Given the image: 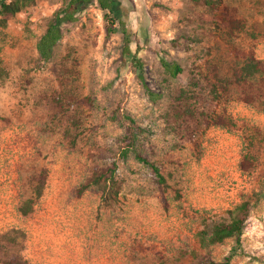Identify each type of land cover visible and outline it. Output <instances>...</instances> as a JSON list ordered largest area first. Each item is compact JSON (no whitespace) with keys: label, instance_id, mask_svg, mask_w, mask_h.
Wrapping results in <instances>:
<instances>
[{"label":"rangeland","instance_id":"obj_1","mask_svg":"<svg viewBox=\"0 0 264 264\" xmlns=\"http://www.w3.org/2000/svg\"><path fill=\"white\" fill-rule=\"evenodd\" d=\"M197 1L117 0L122 20L133 30L145 81L161 94L156 101L125 61L122 33L107 36L105 11L97 0L81 7L75 21L63 23V38L46 63L36 43L65 0H31L0 29L1 66L8 72L0 79V259L16 255L29 264L223 261L238 246L236 239L202 248L196 236L200 222L228 217V210L249 201L230 264H264L260 85L244 89L227 83L215 96L200 75L215 65L230 79L233 65L252 55L264 61V0H223L246 24L234 36L215 27L211 12ZM161 54L183 72L171 77ZM198 77L199 109L216 110L231 123L204 124L191 141L168 114L172 95ZM62 90L74 97L80 115L74 144L63 135L65 113L53 103ZM123 115L145 129L139 151L160 166L169 184L165 191L133 152L122 158ZM113 161L123 179L119 196L105 193L103 185L79 192L93 167ZM43 169V194L23 214L20 207L32 197Z\"/></svg>","mask_w":264,"mask_h":264},{"label":"trees","instance_id":"obj_2","mask_svg":"<svg viewBox=\"0 0 264 264\" xmlns=\"http://www.w3.org/2000/svg\"><path fill=\"white\" fill-rule=\"evenodd\" d=\"M93 0H65L48 19L44 33L40 36L36 43V49L39 59L46 63L53 57V53L57 44L63 38L62 25L65 22H73L77 19V15L81 7L88 5ZM100 7L105 11V19L107 20V36L116 31H120L123 35V56L125 61L129 60L134 66L135 71L143 82L149 98L156 101L161 94L151 89L145 81V66L139 56V50L133 48V30L127 26L122 20L119 10L116 7L117 0H97ZM197 1V0H196ZM31 0H0V29L8 25V22L17 13L29 5ZM212 14L213 24L219 30L221 29L227 36H234L238 32L245 29L244 20L237 16L235 9L226 4L223 0H198ZM160 62L164 70L171 76L177 77L183 72L181 65L175 61L168 60L164 55H160ZM0 60V79L8 75V72L1 66ZM212 70L205 74H200L202 79L207 83L210 91L216 96L220 87L224 90L227 83L235 84L244 89H248L250 85L259 83L260 96L264 97V61L250 56L245 62L237 63L230 68V79L222 77L215 65H211ZM77 80V76H74ZM201 78H194L191 84L186 88H180L171 97L169 118L177 125L188 140L195 141L194 136L199 132L202 125L228 127L231 123L222 114L212 111H204L199 109V101L197 100L196 86H201ZM86 101H92L89 97ZM74 97L70 92L60 91L53 97L54 107L63 111L66 115V127L63 131L64 137L69 143H76L73 130L80 126V115L73 107ZM125 119V120H124ZM124 131L121 137L122 141V158H126L129 152L135 154V158L139 163L150 169L153 180L165 191L169 188L167 177L161 171L160 166L153 160L147 158L139 151L140 138L144 134L145 129L139 125L131 116L123 115ZM173 125V126H174ZM119 164L113 161L109 166H95L91 169L90 174L81 184L79 192L92 187L104 186V191L113 197L119 196L121 193L123 179L118 175ZM47 178V170H41L34 180L32 197L27 199L20 207L23 214H29L33 209V204L37 198L43 194L44 185ZM108 185V188H107ZM178 197L180 194L177 192ZM250 210V202L243 201L236 205L233 209L228 210V217L222 219H214L212 217H204L201 222L196 236L200 247L209 248L212 245L222 243L227 239L235 238L237 245H240V239L245 228V220ZM238 246H234L229 254L224 257L223 261H215L206 259L205 264H230L233 257L238 253ZM3 264H29L23 258L11 255L6 259H0Z\"/></svg>","mask_w":264,"mask_h":264}]
</instances>
